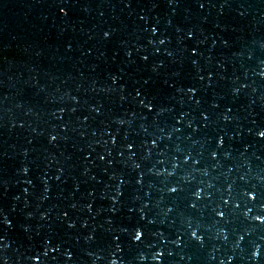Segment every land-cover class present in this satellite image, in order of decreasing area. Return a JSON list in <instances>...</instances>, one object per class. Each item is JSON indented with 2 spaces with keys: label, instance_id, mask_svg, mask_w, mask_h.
Returning <instances> with one entry per match:
<instances>
[{
  "label": "water",
  "instance_id": "95a60500",
  "mask_svg": "<svg viewBox=\"0 0 264 264\" xmlns=\"http://www.w3.org/2000/svg\"><path fill=\"white\" fill-rule=\"evenodd\" d=\"M0 264H264V0H0Z\"/></svg>",
  "mask_w": 264,
  "mask_h": 264
}]
</instances>
